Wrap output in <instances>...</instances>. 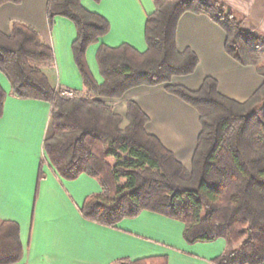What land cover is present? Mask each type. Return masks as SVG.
<instances>
[{
    "label": "trees",
    "instance_id": "1",
    "mask_svg": "<svg viewBox=\"0 0 264 264\" xmlns=\"http://www.w3.org/2000/svg\"><path fill=\"white\" fill-rule=\"evenodd\" d=\"M153 1L145 51L128 43L99 44V83L86 53L110 31V22L86 9L82 0H48L50 26L58 15L76 26L72 51L84 94L76 91L66 99L50 84L40 65L55 62L54 50L34 26L23 22H14L10 33L0 29V71L15 97L51 104L54 133L43 147L57 171L66 179L87 173L100 182L102 190L88 195L80 207L85 219L115 227L143 210L153 211L182 221L188 243L224 237L228 246L213 264H264V36L247 28L239 14L218 0ZM21 2L0 0V6ZM186 12L209 16L225 31L226 53L242 65L254 66L263 78L245 101L224 95L213 76H206L198 89L173 82L174 76L193 74L199 64L192 48L177 46L178 24ZM142 85H164L198 112L201 131L190 169L147 131L150 116L138 102L128 100L124 115L109 105V100ZM6 97L0 84V118ZM43 164L36 196L45 175ZM23 255L19 224L0 218V264H15ZM117 262L168 264V256Z\"/></svg>",
    "mask_w": 264,
    "mask_h": 264
},
{
    "label": "crops",
    "instance_id": "2",
    "mask_svg": "<svg viewBox=\"0 0 264 264\" xmlns=\"http://www.w3.org/2000/svg\"><path fill=\"white\" fill-rule=\"evenodd\" d=\"M239 14L245 26L264 36V0H218ZM48 0H22L0 6V29L10 33L16 21L34 26L54 50L55 62L41 64L50 84L85 88L75 63L72 43L77 36L74 22L56 16L49 25ZM82 5L104 16L110 31L89 46L86 56L99 83L103 82L96 60L100 43L119 46L128 43L140 51L147 49L146 21L155 11L153 0H82ZM225 31L204 14L186 12L180 18L177 46L192 48L199 64L193 74L174 76L173 82L198 89L206 76L218 81L220 91L235 100L245 101L262 84L254 66L237 62L225 51ZM0 84L7 93L0 118V218L20 226L24 249L15 264H118L167 255L168 264H213L212 259L228 246L224 237L210 242L188 243L184 223L165 215L143 210L134 218H124L109 227L85 219L80 207L85 198L102 190L100 182L87 173L75 179L63 177L51 163L44 140L54 133L51 104L42 100L20 99L12 95L7 77L0 71ZM134 100L150 116L148 132L159 137L176 158L191 168L201 131L194 107L168 93L164 85L138 86L109 105L121 114L127 101ZM45 173L36 196L40 164Z\"/></svg>",
    "mask_w": 264,
    "mask_h": 264
},
{
    "label": "built area",
    "instance_id": "3",
    "mask_svg": "<svg viewBox=\"0 0 264 264\" xmlns=\"http://www.w3.org/2000/svg\"><path fill=\"white\" fill-rule=\"evenodd\" d=\"M60 89H61V96L66 99L73 98L76 94V90L71 87L62 86L60 87Z\"/></svg>",
    "mask_w": 264,
    "mask_h": 264
},
{
    "label": "rangeland",
    "instance_id": "4",
    "mask_svg": "<svg viewBox=\"0 0 264 264\" xmlns=\"http://www.w3.org/2000/svg\"><path fill=\"white\" fill-rule=\"evenodd\" d=\"M260 113H261V114H263V113H264V111H260ZM123 181H124V180H123Z\"/></svg>",
    "mask_w": 264,
    "mask_h": 264
}]
</instances>
